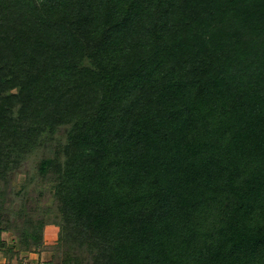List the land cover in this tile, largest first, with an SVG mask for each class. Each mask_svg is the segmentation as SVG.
Returning <instances> with one entry per match:
<instances>
[{"label":"trees","instance_id":"1","mask_svg":"<svg viewBox=\"0 0 264 264\" xmlns=\"http://www.w3.org/2000/svg\"><path fill=\"white\" fill-rule=\"evenodd\" d=\"M50 224L56 264H264V0H0L6 264Z\"/></svg>","mask_w":264,"mask_h":264},{"label":"rangeland","instance_id":"2","mask_svg":"<svg viewBox=\"0 0 264 264\" xmlns=\"http://www.w3.org/2000/svg\"><path fill=\"white\" fill-rule=\"evenodd\" d=\"M27 166H29V164ZM25 170H21V172L17 173L16 176L13 175L14 178H12V181L10 183L13 191L18 190L21 187V184L24 181V177H26ZM34 186H36L35 187L36 190H34L35 193H38V190H42V192L44 193L42 196V202H43V200H45L44 203H49V204L53 203L52 202L53 198L49 197L50 196L49 193H48V196H45L46 191L44 189L46 187H43V189H42V187L39 185H34ZM33 196H34V194H33ZM2 237L7 241L9 246L15 248V250L18 248L17 247V244H18L17 243V236L13 232H11V231L7 232L6 231V232L2 233ZM57 237H58V226L55 224L47 225L43 231V239H44V244H45L46 250L41 251L40 254L32 252L33 254L29 255V253H28L26 255L27 256L26 260H24V257H23V256H25L24 255L25 252H21L20 256L23 257L24 264H45L47 261H49L50 264H56V262L59 260L60 257L58 256L59 254H56V253L54 254V251H53L54 249L53 248L51 249V247H53V245L56 243ZM54 261H55V263H54ZM12 262H14V261H12ZM14 264H16V263H14Z\"/></svg>","mask_w":264,"mask_h":264},{"label":"crops","instance_id":"3","mask_svg":"<svg viewBox=\"0 0 264 264\" xmlns=\"http://www.w3.org/2000/svg\"><path fill=\"white\" fill-rule=\"evenodd\" d=\"M28 253H25L24 255L25 256H23L24 257V260H26L27 259V255ZM30 254H33V253H29V255ZM15 262H11L10 264H14ZM0 264H6V259L4 258V257H2L1 255H0ZM16 264H24V262L23 263H16Z\"/></svg>","mask_w":264,"mask_h":264}]
</instances>
